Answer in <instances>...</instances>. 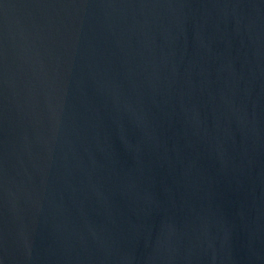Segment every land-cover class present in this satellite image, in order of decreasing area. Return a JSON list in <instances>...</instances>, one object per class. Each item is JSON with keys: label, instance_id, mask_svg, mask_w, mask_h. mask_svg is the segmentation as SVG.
Wrapping results in <instances>:
<instances>
[{"label": "water", "instance_id": "1", "mask_svg": "<svg viewBox=\"0 0 264 264\" xmlns=\"http://www.w3.org/2000/svg\"><path fill=\"white\" fill-rule=\"evenodd\" d=\"M0 264H264V0H0Z\"/></svg>", "mask_w": 264, "mask_h": 264}]
</instances>
